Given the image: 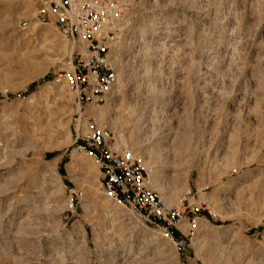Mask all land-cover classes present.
I'll list each match as a JSON object with an SVG mask.
<instances>
[{
  "label": "rangeland",
  "instance_id": "1",
  "mask_svg": "<svg viewBox=\"0 0 264 264\" xmlns=\"http://www.w3.org/2000/svg\"><path fill=\"white\" fill-rule=\"evenodd\" d=\"M118 1V84L96 112L57 78L74 45L29 29L50 0H0V264H264V0ZM94 115L173 206L204 203L183 252L76 152Z\"/></svg>",
  "mask_w": 264,
  "mask_h": 264
},
{
  "label": "built area",
  "instance_id": "2",
  "mask_svg": "<svg viewBox=\"0 0 264 264\" xmlns=\"http://www.w3.org/2000/svg\"><path fill=\"white\" fill-rule=\"evenodd\" d=\"M124 13L118 0H50L38 12L41 25H53L75 47L65 57L57 78L63 77L80 104L91 108L103 105L118 84L119 70L111 51ZM28 26L24 21L20 29ZM74 147L78 154L88 155L99 164L104 191L115 203L163 228L178 253L185 250V240L177 237L179 231L183 233L181 222L187 220L190 231H194L200 212L207 209L204 203L190 204L191 190L181 197L179 207H170L160 191L151 187L152 172L144 156L123 143L121 136L96 115L77 135ZM209 214L216 216L210 210Z\"/></svg>",
  "mask_w": 264,
  "mask_h": 264
},
{
  "label": "bare ground",
  "instance_id": "3",
  "mask_svg": "<svg viewBox=\"0 0 264 264\" xmlns=\"http://www.w3.org/2000/svg\"><path fill=\"white\" fill-rule=\"evenodd\" d=\"M46 6H48V4H45ZM36 17H37V14H35L34 15V17H33V22H32V24L30 25V30H31V32L32 33H35L36 31H37V27H38V22L36 21ZM64 48H63V53L65 54V53H68L69 52V47H68V44L65 42V44H64V46H63ZM75 50V49H74ZM74 52V51H73ZM60 78H62V80H61V84L63 83V85L61 86V89H63L64 90V88L65 87H68L69 85H68V83L63 79V77H60ZM81 105V104H80ZM102 106V105H101ZM80 108H81V106H80ZM98 108L99 107H96V108H94L95 110H96V112H98ZM133 112V111H132ZM98 115H99V113H98ZM86 126H87V123H82V125H81V129H80V131L82 132V130H85L86 129ZM119 136H121V138H122V141H123V136L120 134ZM76 152L74 151L73 152V156H76V154H75ZM77 157H79V156H77ZM79 159H86L85 157H79ZM83 161V160H82ZM90 165H91V167L93 168V169H95L96 170V167L94 166V164H92V162L91 161H89L88 162ZM97 172H98V169L96 170ZM151 172H152V176H151V179H150V181H152L153 182V184H154V189L156 190H160V192H161V194H162V197L166 200V202L168 203V205L170 206V207H173V205H174V202L170 199V197H168L169 195H167L168 193H166V190H165V188H164V186H163V184H161V182H158V179H157V176H155V172H153L152 171V169H151ZM153 188V187H152ZM207 202L208 203H210V200L208 199L207 200ZM105 204L107 205V207H111L112 206V201L111 200H109V199H106L105 200ZM179 206H180V204H179ZM178 206V207H179ZM182 223V222H181ZM156 234H158V232H156Z\"/></svg>",
  "mask_w": 264,
  "mask_h": 264
}]
</instances>
